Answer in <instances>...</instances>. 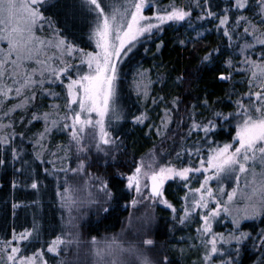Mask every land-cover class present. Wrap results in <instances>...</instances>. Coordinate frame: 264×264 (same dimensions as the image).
I'll return each instance as SVG.
<instances>
[{
    "label": "snow or ice",
    "instance_id": "snow-or-ice-1",
    "mask_svg": "<svg viewBox=\"0 0 264 264\" xmlns=\"http://www.w3.org/2000/svg\"><path fill=\"white\" fill-rule=\"evenodd\" d=\"M61 10L66 21L80 19L87 25L86 38L94 41L95 50L70 39L57 19L48 14ZM213 20L212 29L205 26ZM172 25L186 27L184 38L176 43L182 47L191 44L193 51L210 30L225 37L226 44L208 48L200 56L193 74L228 51L220 65L225 70L214 79L231 82L226 97L234 108L227 112L217 108L225 100H210L208 92L203 99L197 97L187 103L183 94L170 99L163 93L151 96L152 69L141 68L134 73L132 83L137 95L144 101L151 99L154 106L165 105L159 123L148 124L145 135L155 132L162 144L168 139L173 113L179 112L181 105L189 122L179 138L181 147L174 154L162 147L158 152L153 144L138 158L134 153L129 156L125 139L115 134L116 126L129 118L135 126L144 125L152 117L147 107L125 114L119 103L121 62L141 39L158 38ZM163 47L160 40L156 53ZM236 55L240 59H235ZM239 74L243 79L234 80ZM188 80L190 76L181 72L172 83L181 86ZM157 81L166 84L168 77L157 72ZM236 83H246L248 90L237 94ZM58 87L59 92L55 90ZM198 106L208 110L211 118L198 112ZM18 111L22 115L14 118ZM40 121L43 128L29 137L32 158L26 160V150L15 143V138L23 140L27 133H17L16 126L28 128ZM233 122L235 135L231 140L214 139L218 128ZM176 123L178 127L184 124V117ZM9 128L11 131H6ZM54 133L67 136V143L59 142L55 150L50 147ZM199 133L203 135L192 140ZM0 146V167L6 169L11 164L14 169L10 181L13 190L24 187L39 192L43 181L39 165H34L37 161L51 164L43 173L56 178V194L61 208L69 213L70 227L75 228L73 211L78 213L88 204L107 214L112 201L122 199L123 194L131 197L123 200L125 209H144L139 216L133 211L126 218V231L138 239L112 235L101 242L91 237L93 264H174L167 244L157 248L151 234L157 205L166 206L172 213L170 232L176 231L175 225L195 224L193 234L179 237L181 243H187L172 249L181 258L195 252L191 264H242L248 247L256 254L252 264H264V0H169L166 4L159 0H0ZM162 154L168 156L164 162ZM96 155L106 158L105 167L123 164L127 171L114 168L105 175L91 172ZM57 163L63 167L58 169ZM59 173H64L63 184ZM68 173L85 177L83 188L71 185ZM113 178L124 181L123 185L112 184ZM194 181L199 187H192ZM210 181L217 184L215 189ZM225 181L233 186L227 189ZM169 182L183 186V196L175 197L181 201L179 207L168 198ZM37 204L39 200L13 199L12 215L21 207ZM222 219L229 220L232 227L216 231L214 225ZM245 222L251 225L247 229ZM32 241H40L35 216L31 228L19 233L13 230L11 239L0 238V264H49L45 251L53 254L55 264H73L78 259L68 255L73 246L78 253V232L61 231L42 242L46 249L21 254V244Z\"/></svg>",
    "mask_w": 264,
    "mask_h": 264
},
{
    "label": "trees",
    "instance_id": "trees-1",
    "mask_svg": "<svg viewBox=\"0 0 264 264\" xmlns=\"http://www.w3.org/2000/svg\"><path fill=\"white\" fill-rule=\"evenodd\" d=\"M168 1L169 0H159L161 3H166ZM48 14L53 15L54 18L57 19L59 26L65 29V34L68 35L70 39H74L81 45V47H84L90 51L93 50V42L86 38L87 25L82 20H73L68 18L66 21L63 10H61L58 14H54L52 12H49ZM215 23L216 21L213 20L210 24H206L205 26L209 29H212ZM185 34L186 27H180L176 25L166 26L164 32L160 34L158 38L154 37L151 41L141 39L129 56L124 57L121 62L122 66L120 86L123 96L122 107L125 114L136 113L147 107L150 109V115L152 117V119L147 121L144 125L135 126L131 122L130 118L122 120L118 124V130L115 134L123 136L128 148V154L130 156L134 153L135 156L138 157L150 147H152L153 144L161 142V138L158 137L155 132H152L150 136H146L145 133L148 131V124L153 122L157 124L159 123L160 116L162 115L161 109L165 105L161 104L159 107H157L152 105L151 99L144 101L143 97L138 96L137 92L134 91V87H132L134 73H136L141 68L152 69V71L149 73L151 80L154 82L151 85V96H158L163 93L166 95L167 99H170L173 95L183 94L182 98L184 99L185 103H187L189 101L195 100L197 97L203 99L204 93L208 92L210 100H215L217 97L225 100L224 103L216 105L217 108L225 112L231 111L234 108V104L227 102L226 97V93L232 86L231 82L222 83L214 79L218 75L219 71L225 70L220 65L224 56L230 54L228 51H225L223 56L218 57L213 62V64L202 66L198 72L193 74V70L199 64L200 56H202L204 52L208 50V48L217 45L223 46L226 44L225 37L222 34H218L214 30H210L209 32L205 33L204 38L199 41L196 50L193 51L191 44H189L187 47H182L176 43L177 39H183ZM187 34L193 35V33ZM160 40L164 41V47L157 54L156 44L159 43ZM205 45H207V47H205ZM145 49L148 51H145ZM235 59H240L239 55H236ZM157 72L163 73L168 77V82L166 84H161L157 81ZM181 72L188 74L190 76V80L185 81L181 86L173 85V78L179 75ZM233 79L237 81L242 80L243 74L235 75ZM235 88L237 90V94L246 92L248 90L246 83H236ZM57 91L59 92L60 88H57ZM231 99L235 100L236 96H232ZM44 103L46 104L47 101L45 100ZM197 111L203 113L204 117L211 118V114L208 110L198 106ZM19 116L20 115L14 114V118H18ZM173 116L174 121L170 125V129L174 126L176 121H179L181 117H184L185 123L179 127V136L181 137L186 132L189 122L187 120L185 106L181 105L179 112H174ZM221 123L223 122L221 121ZM42 126L43 121H40L34 122V124L28 128L21 127L19 124H17L16 128L19 127L17 133L25 131L27 133L26 137L28 136L29 138L33 133L40 130ZM234 131V122L227 124L224 127L218 128L216 130L214 139L219 142L229 141L231 140V137L234 136ZM202 135L203 133H199V135L194 134L192 136V140H196ZM62 136L64 135L56 134L52 136L50 147L52 146L54 141L53 139H55V137L61 138ZM24 138L21 142L23 147L24 144L26 147L27 145L31 146V139H28V142H25ZM15 140L17 139L15 138ZM18 141L21 140H17L16 142ZM190 143L191 141H189V144ZM180 147L181 145L179 144L176 150H178ZM2 150V146H0V151ZM31 158L32 154L30 152H26L24 159L28 160ZM37 165H39L37 170L40 171V178L43 181V185L40 189L42 191H48L49 193L43 195L42 200L37 206L29 205L27 207H21L17 209L15 216L12 215L11 201L13 199L25 202L34 201L36 194H33L34 191L31 188L20 187L13 190L10 183L14 175L13 166L9 164L6 169L0 167V238L11 239L13 230H15L16 233H19L25 228H31L34 216L40 225V241H32L26 245L21 244V247L24 249L22 253H25V255L34 252L37 248H41L43 246L41 241H46L48 238L54 237L56 234L62 231L61 212L58 202L55 199V189L50 183H46L48 176H45L43 173V165L39 164L38 161L34 167ZM47 166H49V164H47ZM15 167H19V165L17 164ZM111 183L122 186L124 181L119 178H113ZM181 187L173 182L167 185V195L168 198L173 201V203L179 202V200L175 197L181 196ZM120 195V193L117 194L118 197ZM125 199H129L128 194H123L122 199H114L112 201L111 210L107 214H103L99 219L91 222L88 225L89 233L97 234L100 232H108L118 229L122 218L125 215V209L123 207V200ZM160 216L162 217V214H160ZM164 217L165 216L162 218ZM250 226L251 225L249 222L244 223L245 229L249 228ZM231 227L232 225L229 220L222 219L221 225L217 231H226ZM163 228L164 231H166L165 226ZM184 230H186L185 233H179L176 231L174 233L170 232L173 235L171 236L167 247L169 249L168 254L172 256L174 264H178L180 262L189 264L196 255L195 252H192L186 258H181L176 251L172 250L173 246L182 247L184 244H186V241L181 243L179 240V237L188 235L187 229L184 228ZM160 231L163 230L161 229ZM255 256L256 254L251 255L247 250H245L242 256V264H252V260L255 259Z\"/></svg>",
    "mask_w": 264,
    "mask_h": 264
},
{
    "label": "rangeland",
    "instance_id": "rangeland-1",
    "mask_svg": "<svg viewBox=\"0 0 264 264\" xmlns=\"http://www.w3.org/2000/svg\"><path fill=\"white\" fill-rule=\"evenodd\" d=\"M168 2H166V3H168ZM92 42H93V50H95V43H94V41H92ZM121 66H122V64H121ZM55 90L57 91V88ZM60 91H61V88H60ZM134 91L136 92L135 88H134ZM122 98H123V96H122V91H121V86H120V100H119V103H120L121 106L123 105ZM14 102L15 101H12V103H14ZM47 103H48V101H47ZM47 103L45 104V107H46ZM15 114L22 115V113L19 112V111L16 112ZM6 122L7 121H5V123ZM116 127H118V125ZM179 127H178L177 123H175L174 126L169 131L168 139L163 140L162 144H161V142H158L156 144L158 152H159V149L162 147V148H164V149H166L169 152H172L174 154L175 150L177 149L178 145L180 144ZM42 128H43V126L41 127V129ZM15 130H16V132H18L19 127H17ZM6 131H11V128L7 129ZM56 134H58V133H54L53 136L56 135ZM234 135H235V131H234ZM16 139L17 140H21V141H18V142H16L17 140H15V143L17 145L22 144L21 143L22 139L19 136H17ZM28 139H29L28 136L27 137L25 136L24 141L28 142ZM53 140L54 141H53L51 147L53 148V150H55V146L59 142L63 141L65 143H67V136L64 135L61 138L55 137V139H53ZM32 147H33V144L31 146L27 145V147L24 144V149L26 150V152H30L31 154H32ZM152 147H150L149 149H151ZM147 151H145L144 153H146ZM46 158L51 159V157H46ZM104 159H106V158L103 157L102 155L94 156V162L91 164L90 171L93 172V173H96L98 175L109 174V173H111L113 171L114 168H119L121 171H125V172L127 171V168L124 167L123 164H111V163H109L105 167V165L103 164ZM167 159H168V156L167 155H163V159L161 160V162H164ZM194 163H195V161H194ZM42 165H43V168H51V164H49V166H47L46 163L42 164ZM61 167H63V165L57 163V168L59 169ZM72 167H75V163L74 162L72 163ZM67 175H68L69 183L71 185H73L74 187L83 188V179H85V177H83L82 175H79V174L73 175L71 173H68ZM59 176H60V183L63 184L64 173H59ZM200 179H202V176L200 177ZM46 183L47 184L50 183L52 185V187L55 189L54 190L55 199L58 202V206L60 207L61 217H63V219H61L62 231H64V232H73V233H77L78 232L79 233V239H80L81 243L79 245L78 253H77V249L75 248V246H73V248L70 250V252L68 254L70 258H76L78 256V259H74L73 260V264H93V256H92V252H91V237L92 236H96L101 242L104 240V238L106 236H112V235H117L121 239H138V237H135L133 235V233H129V232L126 231V228H127L126 218L128 217L129 212H133V211L135 212L136 216H139L144 211L143 208H139V209L134 210L132 208L125 209V207H124L125 215L122 218L121 224H120L118 229L113 230V231H108V232H100V233H97V234H91L88 231V225L91 222L99 219L103 214L97 212L96 207L94 205L90 206L88 204H85L84 207L79 209L78 213L76 211H73V213L71 214L73 217H75V219L73 221V224L75 225V228L70 227L68 225V223H67V221L69 220V213H68L66 208H64V209L61 208L60 198L56 194V192H57V180H56V178L54 176L48 175V179H47ZM169 183H171V182H169ZM210 183L212 184V187L214 189L217 187V184L215 183V181H210ZM224 183H225L227 189H230L233 186L232 183L229 182V181H225ZM181 186L182 185H180L179 187H181ZM182 187H181V192H180L181 196H183V193H184V189H182ZM192 187H199V184L194 181L193 184H192ZM33 191H34L33 194H36V198H35L34 201L39 200V203L42 200L43 195L49 193L48 191H42L41 189L39 190V192H36L35 190H33ZM77 195H82V193H77ZM130 198L131 197L129 195V199ZM180 203H181V201H179L178 203H175V204L177 205V207H179ZM154 213H155L156 219H155V221H154V223L152 225L151 234H152L153 238L157 241V245L156 246H157V248H159L161 245H163L165 243L168 245L169 240H170L171 236L173 235L169 231L170 226L173 225V221L171 220L172 213L164 205H157L155 207V209H154ZM160 214H162V217L163 216H165V217L162 218L160 216ZM220 225H221V220H220L219 223L214 225V228H215L216 231L219 229ZM164 226L166 228V231H164V228H163ZM175 227H176V232L185 233L186 232V230H184V228H185V229H187V233L188 234H193L194 233L195 224H191L190 226H187V227L175 225ZM192 228H193V231H192ZM161 229L163 231H160ZM182 230H184V231H182ZM52 238L53 237L48 238V240H46V241H50ZM41 242H43V241H41ZM17 243H20V242L17 241ZM43 246L46 249V244L43 243ZM22 249H23V247H22ZM246 250L251 255L252 254L255 255V253L253 252L251 247H248ZM21 254L25 255V253H21ZM30 254H27V255H30ZM52 255L53 254L48 253L47 251H45V258H49V264H55V262L51 259ZM178 264H186V263L180 262ZM189 264H191V263H189Z\"/></svg>",
    "mask_w": 264,
    "mask_h": 264
}]
</instances>
